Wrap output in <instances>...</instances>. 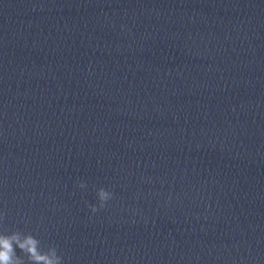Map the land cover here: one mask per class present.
<instances>
[{"label": "clouds", "instance_id": "obj_1", "mask_svg": "<svg viewBox=\"0 0 264 264\" xmlns=\"http://www.w3.org/2000/svg\"><path fill=\"white\" fill-rule=\"evenodd\" d=\"M77 187L85 188L83 181L78 182ZM98 204H89L91 212L95 213L104 208L108 201L113 198V193L101 187L96 192ZM4 213H0V221ZM17 249L22 255L17 254ZM0 264H63V259L57 253L55 246L46 250L41 248L40 241L31 233L19 231L4 234L0 232Z\"/></svg>", "mask_w": 264, "mask_h": 264}]
</instances>
